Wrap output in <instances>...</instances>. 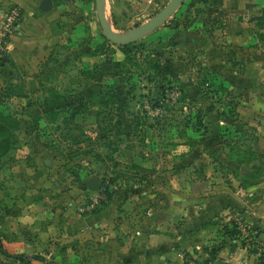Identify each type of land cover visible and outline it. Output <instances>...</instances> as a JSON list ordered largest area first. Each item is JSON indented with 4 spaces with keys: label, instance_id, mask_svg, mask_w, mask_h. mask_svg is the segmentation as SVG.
<instances>
[{
    "label": "rangeland",
    "instance_id": "374dc122",
    "mask_svg": "<svg viewBox=\"0 0 264 264\" xmlns=\"http://www.w3.org/2000/svg\"><path fill=\"white\" fill-rule=\"evenodd\" d=\"M169 1L104 0V14L124 35ZM219 1L185 0L123 51L102 37L94 0H54L51 50L29 76L0 69V118L14 122L0 140V238L18 226L7 210L29 225L86 206L81 218L114 216L112 241L129 246L167 211L206 220L225 207L234 216L211 224L239 216L264 233V0ZM93 179L98 191L83 190ZM104 231L0 264H99Z\"/></svg>",
    "mask_w": 264,
    "mask_h": 264
},
{
    "label": "crops",
    "instance_id": "0c3cea01",
    "mask_svg": "<svg viewBox=\"0 0 264 264\" xmlns=\"http://www.w3.org/2000/svg\"><path fill=\"white\" fill-rule=\"evenodd\" d=\"M41 2L42 0H0V25L3 23L6 13L12 8H18L22 17L18 30L16 29L7 37L4 50L6 54L0 53L2 54L0 69L7 72L8 77L14 80L19 79L20 76H29L27 72L35 67L38 58L44 57L57 41V36L52 33V23L57 16L55 2L52 0L53 7L46 12L39 10ZM16 67L20 69L22 75L16 72ZM22 206L24 205L22 204ZM212 206L216 205L212 204ZM164 213L162 221L151 220L150 226L141 230V237L134 236L136 238H134L133 246H129L125 238L121 243L117 240L112 241V237L117 233L110 225L114 216L96 214L81 218V215L74 213L73 210L69 214L57 210L54 214H46V212L39 214L37 220L28 225L21 210L17 212L7 210L4 213L3 224L8 227L13 226L12 221L17 219L18 226L4 234L0 238V243L8 254L24 255L23 251L32 248L31 244L42 250L52 249V246L54 247L56 244L80 246L83 240H90L92 236H97V233L102 235V229L106 227L107 232L104 231V233L107 234L102 239L111 240L101 242L97 246L100 253L99 264H188L191 261L201 264L210 260L208 252L213 248L217 250L214 264L216 262L221 264L223 259L230 255L233 264H240L242 261H246L247 264L258 262L254 256H250L242 248L238 231L236 238L229 237L227 234L230 230L227 225L229 221L226 220L227 222L223 224H211V218L208 216H234L227 208H214L206 220H204V216H172L169 211ZM48 215L57 216L56 219L60 226L51 224L49 222L51 220L45 218ZM62 216H71V218L70 220L62 219ZM96 217L98 219H95ZM196 219L201 222L200 225L193 223ZM178 220L186 222L185 225H174ZM24 222H26L24 224L26 227L22 228ZM253 222L255 223L254 220ZM102 224H105L104 227ZM258 233L264 235L260 230ZM134 234H137V230ZM23 235L29 240L32 236L34 241L30 245L25 244ZM79 239L82 241H78ZM20 247L24 250L15 252ZM46 254L50 255L48 252Z\"/></svg>",
    "mask_w": 264,
    "mask_h": 264
},
{
    "label": "water",
    "instance_id": "95a60500",
    "mask_svg": "<svg viewBox=\"0 0 264 264\" xmlns=\"http://www.w3.org/2000/svg\"><path fill=\"white\" fill-rule=\"evenodd\" d=\"M184 2L185 0H170L162 8V10L153 16L147 23L124 35L117 34L115 31H113L106 21L104 14V0H94V6L102 37L114 46L126 47L152 34L156 29L164 25L171 18V16L176 13V11L182 6ZM52 7V0H42V2L39 4V10L42 12H46ZM85 189L98 191V180L93 179L86 182L85 186L83 187V190ZM95 219H98V217ZM90 220L93 221V219ZM215 264H219V262H216Z\"/></svg>",
    "mask_w": 264,
    "mask_h": 264
},
{
    "label": "built area",
    "instance_id": "2783aa9c",
    "mask_svg": "<svg viewBox=\"0 0 264 264\" xmlns=\"http://www.w3.org/2000/svg\"><path fill=\"white\" fill-rule=\"evenodd\" d=\"M22 17L18 8L10 9L4 18L3 23L0 25V53L4 52L7 42V37L16 29L18 30L19 22ZM92 207L80 208L78 213L84 215L91 211ZM234 224L239 233L238 238L240 240L242 248L254 256L257 260L264 254V235H258L252 227L251 223L245 222L241 217H234ZM188 264H198L197 262L191 261ZM221 264H233L232 256H228ZM240 264H247L246 261H242Z\"/></svg>",
    "mask_w": 264,
    "mask_h": 264
},
{
    "label": "trees",
    "instance_id": "16d2710c",
    "mask_svg": "<svg viewBox=\"0 0 264 264\" xmlns=\"http://www.w3.org/2000/svg\"><path fill=\"white\" fill-rule=\"evenodd\" d=\"M220 5H222V0H220L218 2ZM262 16H264V9L262 10ZM262 16L260 18H258L256 21L264 23V18H262ZM127 47V46H126ZM126 47L121 48L123 51H125ZM11 124H14V122H10L9 118H7V120L0 118V140L1 138H3L4 136L7 137L9 136V132H8V127H11ZM5 151H7L9 149V146L4 147ZM253 230L258 234L259 229H257L255 226H253ZM227 234L229 235V237L231 239H234L237 237V229L236 227H232L230 228V230L227 232ZM217 250L216 249H212L208 252L210 260H206L204 263L201 264H214V256L216 254ZM0 254L2 256H4L5 258L11 259L13 261H22V260H26L27 256L26 255H17V256H13L8 254L2 247L1 243H0ZM43 261L45 264H48V262H46L45 260H41ZM199 264V263H198ZM256 264H264V254H262V256L258 259V262Z\"/></svg>",
    "mask_w": 264,
    "mask_h": 264
}]
</instances>
